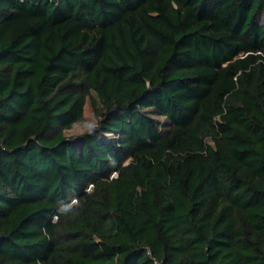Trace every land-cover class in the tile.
<instances>
[{
  "label": "trees",
  "instance_id": "1",
  "mask_svg": "<svg viewBox=\"0 0 264 264\" xmlns=\"http://www.w3.org/2000/svg\"><path fill=\"white\" fill-rule=\"evenodd\" d=\"M0 264H264V0H0Z\"/></svg>",
  "mask_w": 264,
  "mask_h": 264
},
{
  "label": "rangeland",
  "instance_id": "2",
  "mask_svg": "<svg viewBox=\"0 0 264 264\" xmlns=\"http://www.w3.org/2000/svg\"><path fill=\"white\" fill-rule=\"evenodd\" d=\"M99 100L94 91H91V94L86 98L84 105V121L76 124L72 131H81L85 128L91 126L95 122L94 108L99 106ZM71 131V132H72Z\"/></svg>",
  "mask_w": 264,
  "mask_h": 264
},
{
  "label": "built area",
  "instance_id": "3",
  "mask_svg": "<svg viewBox=\"0 0 264 264\" xmlns=\"http://www.w3.org/2000/svg\"><path fill=\"white\" fill-rule=\"evenodd\" d=\"M128 160H129V158L126 159L124 163H126ZM115 175H116L115 172H112L110 174V177H114ZM91 189H92V183L91 182H88L87 185H86V187H85V190L86 191H90ZM75 201H76V199L75 198H72L69 204L71 205V204L75 203ZM53 218H55V216Z\"/></svg>",
  "mask_w": 264,
  "mask_h": 264
},
{
  "label": "clouds",
  "instance_id": "4",
  "mask_svg": "<svg viewBox=\"0 0 264 264\" xmlns=\"http://www.w3.org/2000/svg\"><path fill=\"white\" fill-rule=\"evenodd\" d=\"M62 211L65 212V213H67V211H68V207H67V206H63V207H62Z\"/></svg>",
  "mask_w": 264,
  "mask_h": 264
}]
</instances>
